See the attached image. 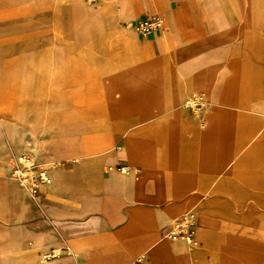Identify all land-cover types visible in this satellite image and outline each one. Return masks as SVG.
I'll list each match as a JSON object with an SVG mask.
<instances>
[{
    "label": "crops",
    "instance_id": "obj_1",
    "mask_svg": "<svg viewBox=\"0 0 264 264\" xmlns=\"http://www.w3.org/2000/svg\"><path fill=\"white\" fill-rule=\"evenodd\" d=\"M23 153L50 179L35 193L11 177ZM241 191H264V0H0V264H239L257 235L189 193ZM191 207L193 258L167 238Z\"/></svg>",
    "mask_w": 264,
    "mask_h": 264
},
{
    "label": "rangeland",
    "instance_id": "obj_2",
    "mask_svg": "<svg viewBox=\"0 0 264 264\" xmlns=\"http://www.w3.org/2000/svg\"><path fill=\"white\" fill-rule=\"evenodd\" d=\"M147 120V119H146ZM133 129L130 128V133ZM146 131H149L147 128ZM53 151L57 153V155L60 156H66V155H72L76 151L77 145L74 144H66L63 142H57L53 143L51 145ZM130 150V148L125 147V152ZM115 169V168H114ZM132 171H137V169L133 168ZM159 176L157 175V178ZM253 187V186H252ZM259 187V186H258ZM191 196L194 195V197H197L199 202L210 200L211 198H214L216 196L221 197L227 196L226 198L228 200H232V204L230 206V210L233 212L235 216H240L241 218V235H257L256 239H242L240 241L242 251H250L251 255L249 257V260L245 258V256H241V258H238L239 264H264V191H244V192H238V193H222V192H193L189 193ZM166 196L170 195V193L167 192H160L159 196ZM233 196H237V199H234ZM202 201V202H203ZM199 207H191L188 209H184L181 213H179L175 219L177 221L184 219L185 217H188L189 219H192V230L193 233L195 232V228L197 226H200V219L199 216ZM203 208L206 209L204 206ZM207 214H209V211L207 209ZM247 215L250 216L249 220H244V217ZM244 221V222H243ZM209 227L211 228H217L216 222L215 223H209ZM244 228V230L242 229ZM164 238L166 239V235H164ZM178 244L180 243H192V241H188L187 239L178 240ZM138 248H140V245L138 246H132L130 248L131 253L135 254L138 251ZM189 258V257H188ZM238 262V261H237ZM86 264H118L114 260L107 259L104 257H97V256H91L87 259Z\"/></svg>",
    "mask_w": 264,
    "mask_h": 264
},
{
    "label": "built area",
    "instance_id": "obj_3",
    "mask_svg": "<svg viewBox=\"0 0 264 264\" xmlns=\"http://www.w3.org/2000/svg\"><path fill=\"white\" fill-rule=\"evenodd\" d=\"M161 26L162 19L159 16L145 17L137 22L136 31L141 36H148L153 31L160 29ZM201 100L202 98L200 95L191 96L185 101L184 106L192 111H197ZM117 170L120 172H126L128 171V168L119 166ZM11 177L31 193H35L40 184L48 183L50 181L46 167L43 164L36 162L30 155L25 153L17 156L15 164L11 170ZM192 222V219H189L188 217H185V220H176L174 226L168 232L167 238L169 240L186 238L188 241H192L194 235L191 227ZM57 255L58 251L51 249L44 254L43 258L50 259Z\"/></svg>",
    "mask_w": 264,
    "mask_h": 264
},
{
    "label": "bare ground",
    "instance_id": "obj_4",
    "mask_svg": "<svg viewBox=\"0 0 264 264\" xmlns=\"http://www.w3.org/2000/svg\"><path fill=\"white\" fill-rule=\"evenodd\" d=\"M175 221H176V219L172 220L171 228L174 226ZM183 239H186V238H180L178 240H183ZM178 240H176V241H178ZM180 244L187 248V253H188L187 256H189L191 258L195 257V247L193 246V243H180ZM192 264H194L193 261H192Z\"/></svg>",
    "mask_w": 264,
    "mask_h": 264
}]
</instances>
